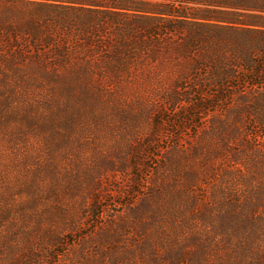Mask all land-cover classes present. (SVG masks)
<instances>
[{
    "label": "trees",
    "instance_id": "trees-1",
    "mask_svg": "<svg viewBox=\"0 0 264 264\" xmlns=\"http://www.w3.org/2000/svg\"><path fill=\"white\" fill-rule=\"evenodd\" d=\"M147 62L161 70L141 78ZM138 78L185 109L195 136L172 130L151 151L152 175L123 194L133 200L93 199L89 234L60 240L78 242L73 264H206L220 246L231 264H260L264 0H0V90L61 94ZM231 184L249 190L232 199Z\"/></svg>",
    "mask_w": 264,
    "mask_h": 264
},
{
    "label": "rangeland",
    "instance_id": "rangeland-1",
    "mask_svg": "<svg viewBox=\"0 0 264 264\" xmlns=\"http://www.w3.org/2000/svg\"><path fill=\"white\" fill-rule=\"evenodd\" d=\"M145 64L141 78L161 70ZM155 89V80L138 78L61 94L0 90V99L7 96L0 101V264H73L78 242L71 247L60 240L89 234L93 199L110 208H117L114 199L133 200L123 194L152 175L151 151L170 145L172 130L195 136L185 127L191 124L185 109L161 103ZM181 120L178 130L173 124ZM248 190L231 184L224 191L240 200ZM255 236L252 257L264 264V224ZM230 252L220 246L206 264H231Z\"/></svg>",
    "mask_w": 264,
    "mask_h": 264
}]
</instances>
